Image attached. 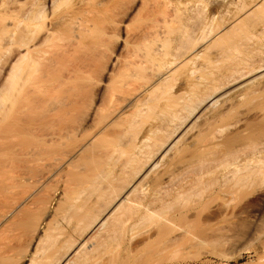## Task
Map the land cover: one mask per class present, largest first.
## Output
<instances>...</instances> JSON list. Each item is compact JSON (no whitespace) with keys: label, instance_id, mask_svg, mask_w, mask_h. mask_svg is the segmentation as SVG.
<instances>
[{"label":"bare ground","instance_id":"bare-ground-1","mask_svg":"<svg viewBox=\"0 0 264 264\" xmlns=\"http://www.w3.org/2000/svg\"><path fill=\"white\" fill-rule=\"evenodd\" d=\"M225 1L0 0V264H86L87 248L103 261L102 248L113 243L120 251L137 232L147 236L143 242L109 249L106 263L209 264L208 255L222 259L249 228L254 217L241 221L234 203L228 213L219 206L205 214L210 196L201 201L216 185V200L233 197L221 199L229 208L241 188L264 182V143L255 138V161L230 169L239 155L230 150L248 135L228 137L235 143L227 138L223 145L232 147L224 153L214 151L221 144L184 141L228 98L216 93L264 76V38L255 40L264 0ZM259 31L264 37V27ZM250 89L240 96L252 100L257 91ZM170 152L185 166L165 181ZM220 167L221 178L210 177ZM194 197L201 201L191 203ZM193 204L196 214L189 215Z\"/></svg>","mask_w":264,"mask_h":264},{"label":"rangeland","instance_id":"rangeland-1","mask_svg":"<svg viewBox=\"0 0 264 264\" xmlns=\"http://www.w3.org/2000/svg\"><path fill=\"white\" fill-rule=\"evenodd\" d=\"M10 1V0H9ZM12 1V0H11ZM227 1H229V0H227ZM227 1H225V2H227ZM212 5H216V3H213ZM256 7V6H255ZM255 9H257L258 10V8H255ZM256 11V10H255ZM261 11V13L260 14H262V10H259L258 12H255L256 14V18L255 19H257L259 16H260V14H259V12ZM258 14V15H257ZM228 16V15H227ZM227 16H225V17H227ZM228 18V17H227ZM256 23V22H255ZM257 24L258 25H262V27H264L263 26V24L261 23V21H259L258 20V23H256V25H255V27L257 26ZM262 27H256L255 29V37H257V38H255V40H257V39H263L264 37L261 35V34H258V32L260 33V29L262 28ZM259 28V29H258ZM258 29V30H257ZM257 34V35H256ZM259 35V36H258ZM211 40V39H210ZM214 40V39H213ZM213 40H211V41H213ZM256 42V41H255ZM206 46V45H205ZM208 49H212L213 50V48H208ZM207 50V49H206ZM213 51H215V49L213 50ZM213 51H211L210 52V50H208V55H210V56H208L207 54V56L208 57H211V55H212V53H213ZM206 53V52H205ZM214 55H215V53H213ZM211 58H213V56L211 57ZM219 63V62H218ZM220 64H222V63H220ZM219 65V64H218ZM261 73H264V71H262ZM260 75V73H257V74H253V75H250L249 77L248 76H246V78H241V80L242 81H240V80H238V81H240V82H237L236 81V83L237 84H235V82H233L234 84H232L231 83V85H229L230 87L228 88V87H226V89L224 88L223 89V91H222V89H221V91H219L218 93H216V98H218V97H220V95L222 94H226V95H228L227 97H225L226 95H224V98H227L228 100H230L229 101V103H228V101H227V99H226V101L224 102V99H221L220 98V100H219V102L220 103H218V105H216L217 107V109L216 108H212L211 110L209 109V112H206L205 113V116H203L202 118H201V120L202 121H197L198 122V125L196 124V127H195V129L193 128L192 129V131H195V132H192V131H190L191 132V135H190V132L188 133V135H189V137H188V135H186L187 136V138H184V141H186V143H189V141H190V144H195L194 143V140H195V142L197 141V143L198 144H200L201 142L204 144V142H205V144L203 145L202 143V145L203 146H208V147H212V146H217V145H219L220 146V144H221V148H217V150H214V151H221L222 150V152L224 151V148H225V151L226 150H229V149H231L230 147H232L233 145L232 144H234L231 140H233V141H235L234 140V138H235V135H237L238 136V134H236L238 131H239V133L242 135H248L247 137L250 139V143H252V147H251V144H249L250 146H246V144H247V141L249 140L247 137H243V135L241 136H239V138H241V137H243L245 140V143H243V142H240V140L238 139V142H240V144H238V142H237V140H236V142L237 143H235L234 144V147L236 146V148L237 149H240V150H237L236 148H234V147H232V149L230 150V152H232V150L234 149V151L232 152V153H234V155H240V159H239V155L237 156L238 158H236V159H238V163H237V160L236 159H232L233 160V162H230L229 164H228V166L230 167L232 164H234V165H232L231 167H230V169L232 168V169H234L233 168V166H237V165H241V167L244 165H246L247 164V162H246V164H244L245 163V161H247V160H249V159H252L253 158V154L251 155V152H250V150H252L253 148H254V145H257L258 143H264V138H262L263 137V135H264V133H263V131L264 130H262V129H264L263 127V123H264V105H263V103L264 102H262V101H264V96H263V94H264V91H261L260 89H262V88H259V84H260V87H263V89L262 90H264V81H261V80H263L264 79V76L262 77V76H259ZM255 76V77H254ZM257 76H259V77H257ZM248 77V78H247ZM255 78L257 79V80H255ZM263 78V79H262ZM248 79V80H247ZM252 79H254V81L252 82L253 84H250V85H248L249 87H247V88H245V87H242V88H240V89H238V91H234L236 88H238V87H240L241 86V84L243 85L245 82H248V81H251ZM256 81V82H255ZM257 81H258V83H257ZM259 81H261V83L259 82ZM263 86H262V85ZM258 85V87H256V89L258 88V90L259 91H257V90H254L255 88L254 87H252V86H257ZM250 86L253 88V89H250ZM245 89V90H244ZM247 89H250V90H254L253 91V93L255 94L256 93V91H257V93L254 95V98L252 99V100H245V99H243L242 97H244L245 95H243V96H240V94L242 95V94H244V92H242L241 90H243V91H245V92H247ZM237 90V89H236ZM240 90V91H239ZM226 91H228V92H226ZM230 91H231V93L233 94V91H234V94L232 95L231 93H230ZM222 92V93H221ZM224 92V93H223ZM240 92V93H239ZM249 92V91H248ZM229 93H230V95H229ZM262 94V96L260 95V94ZM245 94H247V93H245ZM232 95V96H231ZM237 95V96H236ZM230 96V97H229ZM241 99H239V98ZM246 97V96H245ZM215 98V97H214ZM215 98V99H216ZM236 98V100H234V99ZM238 98V99H237ZM234 101H233V100ZM243 99V100H242ZM255 99V100H254ZM222 101V102H221ZM233 101V102H232ZM239 101H244V102H239ZM247 103H246V102ZM238 104V106H237V104ZM253 102V105H251V103ZM259 102V103H258ZM222 103H223V105H222ZM228 105H227V104ZM234 103V104H233ZM241 103V104H240ZM246 103V105L244 106L243 104H245ZM231 104H233V105H235V106H233L232 105V107L231 108H234L235 107V112L236 111H238L239 113H241V116H240V114L238 113V112H236V114L234 113V109H231L229 106H231ZM243 107V108H241V106ZM255 104H256V106H255ZM261 104V105H260ZM219 105H221V107H223V110L221 109V107H218ZM251 105V106H250ZM239 106H240V108H239ZM250 106V107H249ZM253 106H254V109H253ZM261 106V107H260ZM228 107V109H226V111H225V108H227ZM236 107L237 108H239V109H236ZM258 107V108H257ZM230 108V109H229ZM247 108V109H246ZM248 108H249V110H248ZM257 108V109H256ZM215 110L214 112L212 111V110ZM241 109H243V110H241ZM218 110H220V111H218ZM228 110V111H227ZM231 110H232V113L233 114H235L237 117H235L233 114V116L231 115ZM247 110V111H246ZM253 110V111H252ZM261 110V111H260ZM218 111V112H217ZM247 113H246V112ZM214 114H213V113ZM220 112H221V114H220ZM259 112V113H258ZM263 112V113H262ZM225 113V114H224ZM244 113V114H243ZM246 113V114H245ZM255 113V114H254ZM262 115H261V114ZM208 114H213L212 115V117L214 118V120H213V118H211L210 116L211 115H208ZM220 114V115H219ZM225 116H224V115ZM229 114V115H228ZM254 114V115H253ZM208 115V116H207ZM218 115L221 117H218ZM244 115V116H243ZM251 117H249V116ZM257 115H259V116H257ZM232 116V117H231ZM253 116L255 117V119L253 118ZM206 118V119H208V120H206V119H203V118ZM208 117V118H207ZM217 117V119H215ZM223 117V118H222ZM230 117V118H229ZM238 117L240 118V120L238 121H235L236 119H238ZM247 117V118H246ZM248 117H249V120H248ZM257 117V118H256ZM220 118V119H219ZM227 118H229V119H231V120H229V119H227ZM241 118H242V120H241ZM253 118V119H252ZM262 120H261V119ZM245 119V120H244ZM259 119V121H257ZM204 120H205V122H204ZM209 120L211 121V123H209ZM217 120V121H216ZM219 120V121H218ZM228 120V121H227ZM244 120V121H243ZM248 122H247V121ZM251 120V121H250ZM254 120V121H253ZM209 123H207V122ZM216 121V122H215ZM223 121H224V123H223ZM241 121V123H238V122H240ZM254 122L253 123V126H252V123H250V122ZM196 122V123H197ZM202 122V123H201ZM221 122V123H220ZM232 122V123H231ZM233 122H237L235 125H234V123ZM257 122V124H255ZM199 123H200V125H202V126H199ZM216 123V124H215ZM227 123V124H226ZM244 123H248L249 125H251L252 126V130L254 129V126H256V127H259L260 125H261V127H262V129H259L258 130V128L257 129H254L253 131V133H251V131L252 130H250V128H251V126H248V124H244ZM258 123H259V125H258ZM263 125H262V124ZM206 124H208V125H206V128H204V126ZM212 124H215V125H212ZM232 126H231V125ZM238 124V125H237ZM241 124V125H240ZM211 125V126H210ZM217 125L218 126H220V127H217ZM223 125H224V127L225 128H227V129H225L224 127H223ZM227 125H229L228 127H227ZM246 125H247V128H249V130H246L245 131V129H247L246 128ZM210 126V127H209ZM215 126V127H214ZM231 126V127H230ZM234 126V127H233ZM245 126V127H244ZM199 127V128H198ZM200 127H202L201 129H200ZM223 127V130L221 129ZM237 127V128H236ZM239 127H242V128H239ZM261 127H259V128H261ZM213 129V131L211 130V129ZM218 130H217V129ZM220 128V129H219ZM200 130V132H199V130ZM208 129H210L209 131H208ZM229 129V130H228ZM236 129V130H235ZM240 129V130H239ZM197 130V131H196ZM221 130V131H220ZM225 130H228V131H225ZM257 130V131H256ZM203 131V132H202ZM210 131H212V132H210ZM217 131H218V133H217ZM222 131H223V133H222ZM250 131V133L249 134H247V132H249ZM262 131V132H261ZM206 132V133H205ZM208 132V133H207ZM213 132L214 133H216V134H214V138H213ZM226 132V133H225ZM228 132V133H227ZM231 132V133H230ZM245 132V133H244ZM197 133V135H195ZM211 133V134H210ZM223 135H222V134ZM255 133V134H254ZM260 133V136L258 135ZM199 134V135H198ZM205 136H204V135ZM235 134V135H234ZM251 134H254V135H251ZM258 136H257V135ZM261 134H263L262 136H261ZM194 135V136H193ZM203 135V136H202ZM209 135H212V137L210 138L209 137ZM217 135V136H216ZM220 137H219V136ZM222 135V136H221ZM250 135H251V138H250ZM185 136V137H186ZM198 136V137H197ZM207 136V137H206ZM215 136H216V139L218 138V140H216L215 139ZM231 136H234L231 140L229 139V138H231ZM236 136V137H237ZM254 136V137H253ZM193 137V138H192ZM204 137V138H203ZM209 137V138H208ZM223 137V138H222ZM229 137V138H228ZM188 138H189V140H188ZM211 141V143H214V141L216 140L217 141V143L215 142L214 144H211V143H209V140ZM213 138V139H212ZM229 139L231 142H230V144L232 145H230V147H229V144L226 142V144L228 145V147H227V145H226V147L223 145V143H225L224 141H226V139ZM238 138V137H237ZM247 138V139H246ZM255 138L257 139V144H256V140H255ZM262 138V139H261ZM204 139L206 140V141H208V142H206V141H204ZM228 139H227V141H228ZM242 139V138H241ZM259 139V140H258ZM201 140H203V141H201ZM220 140V141H219ZM254 140V141H253ZM261 140V141H260ZM200 141V142H199ZM243 141V140H242ZM252 141V142H251ZM218 142H220V143H218ZM255 142V144L253 145V143ZM185 143V142H184ZM208 143V144H207ZM192 144V145H193ZM211 144V145H210ZM215 144H217V145H215ZM243 144V145H242ZM244 144H245V146H244ZM196 145V144H195ZM259 145V144H258ZM263 146V144H260V146ZM201 146V145H200ZM259 146V147H260ZM222 147H223V149H222ZM244 147V149H242ZM245 147H248L249 149H246ZM212 148H214V149H216L215 147H212ZM229 148V149H228ZM251 148V149H250ZM256 149H257V151H258V149L260 150V148H258V146L257 147H255ZM262 148V147H261ZM241 149H242V151H241ZM263 149H264V146H263ZM244 150V151H243ZM247 151V153H246V151ZM262 150V149H261ZM260 150V151H261ZM236 151H238L237 153H236ZM241 151V152H240ZM249 151V152H248ZM227 152V151H226ZM229 152V151H228ZM242 153V152H244V155L243 156H245V157H243L242 156V154H240V153ZM255 152V151H254ZM173 153V154H172ZM170 152L169 154H168V159H167V157H165L166 159V161L165 160H163V161H165V162H163L165 165H163V167L165 166V169H170V171L169 170H167V173L163 176L164 177V179H165V181H167V179H168V176L170 177V175L169 174H171L172 175V173L174 174L175 172H177V171H179L181 168H184V161L182 162H178V161H180V159H178V158H175L176 156L174 155V152ZM220 153V152H219ZM224 153V152H223ZM231 153V154H232ZM245 153H246V155H245ZM248 153H249V156H248ZM253 153V152H252ZM255 154V153H254ZM170 155V156H169ZM234 155H232L233 156V158H234ZM173 156H174V162H173V159H171V157L173 158ZM235 156V157H236ZM243 157V159H242V161H241V158ZM252 157V158H251ZM176 159V160H175ZM231 159V158H230ZM247 159V160H246ZM255 159V158H254ZM169 160H171L172 162H173V164H174V166L173 165H171L170 163H172L171 161H169ZM236 160V161H235ZM177 161V162H176ZM250 161V160H249ZM248 161V163H251V162H254L255 160H251L250 162ZM243 162V164H241ZM166 163H168L167 165H166ZM178 164V165H177ZM181 164V165H180ZM175 166H181V167H179V170L178 169H175L176 167ZM251 166H253V163H252V165ZM167 167V168H166ZM168 167H170V168H168ZM173 167V168H172ZM178 168V167H177ZM222 168V169H221ZM162 169V168H161ZM164 169V168H163ZM162 169V170H163ZM164 169V170H165ZM175 169V170H174ZM164 170L163 171H161L162 173L164 172ZM216 170H217V172H216ZM216 170H214V172H213V175H211L210 177H216V176H218L217 178L218 179H220L221 178V175H222V173L223 172H221L220 173V170L222 171H224V169H223V167H220V169L218 168V169H216ZM226 170H228V168L226 167ZM225 170V171H226ZM166 171V170H165ZM173 171V172H172ZM168 172H170V173H168ZM215 172H216V174H215ZM243 172V171H242ZM156 173H157V171H156ZM156 173L154 172V174H151V176H156ZM178 173V172H177ZM220 173V174H219ZM243 173H245V172H243ZM160 174V173H159ZM167 174H168V176H167ZM218 174V175H217ZM176 175V174H175ZM172 177V176H171ZM209 177V178H210ZM150 178H153V177H150ZM211 178V180H213ZM163 179V180H164ZM171 179V178H170ZM214 179H216V178H214ZM218 179H216V180H218ZM149 181V180H148ZM147 183H149V182H145V184H147ZM259 183V184H258ZM261 183V184H260ZM214 187V186H213ZM212 187V188H213ZM215 187H216V185H215ZM214 187V190L215 191H213V192H211V193H209V192H206V193H209V195H207L206 194V196L203 194V196H202V198H203V200L201 201L200 200V198L199 197H194V198H191V200H190V202L191 203H193L192 202V200H195V199H198L199 198V200H196V202H198V201H201V202H203V201H205V199L207 200L208 198H209V196H210V199H208L209 201H210V205L212 204V202H213V200L216 198V196H217V194H216V191H217V188H215ZM247 187H249V186H246V187H243V189L245 190H243L242 188H241V192L240 193H238L237 194V197L238 198H236V197H234V199L236 200H233V201H228L229 202V208H227V206H228V204H227V206H222L221 204H223L222 203V201H221V196L219 197V199H220V201H219V204H217L218 203V201L215 199V201H214V203L211 205V208H210V206H209V204L206 206V208L207 209H205V214L207 213L208 214V212H212V211H214L215 210V208H216V210L214 211V212H219V210L221 209L220 207H223L224 208V213H225V209H227L226 210V213H228V212H230L229 211V209L232 211V209H231V207L233 206L234 207V204H235V208H233L234 209V212L237 210V212H235V214H236V216H237V218H239V217H241L240 219H241V221H245V223L247 224V225H249L250 224V226H251V222L253 223V225L250 227L249 226V228H247V229H245L246 231H244L242 234H240V237H238V240H236V242L234 243V245L233 246H229V247H227L225 250H224V257L222 258V259H216L212 254H210V255H208V258L210 259V263L209 264H261V259H264L263 257H264V182H262V181H257V182H255V185L254 186H251L250 185V187L247 189ZM252 187H253V189H252ZM254 187H255V189H254ZM247 190V191H246ZM253 190V191H252ZM250 191V192H249ZM252 191V192H251ZM244 192L246 193V194H244ZM247 193H251V194H249V197H247L248 195H247ZM242 194V195H241ZM216 195V196H215ZM220 194H218V196H219ZM222 195V194H221ZM240 195V196H239ZM247 195V196H246ZM254 195V196H253ZM218 196H217V198H218ZM241 196H242V198H241ZM223 197V196H222ZM253 197V198H252ZM214 198V199H213ZM231 198H233V197H231ZM229 196H227V197H225V199L226 200H230L231 199ZM241 198V199H240ZM213 199V200H212ZM224 199V197H223V199L222 200H224L226 203H227V201ZM241 200V202H240V200ZM189 201V200H188ZM208 201V202H209ZM196 202H195V205H196ZM238 202V203H237ZM189 203V202H188ZM188 203H187V205H188ZM226 203H225V205H226ZM234 203V204H233ZM254 203V204H253ZM232 204V205H231ZM236 204H239V205H237L236 206ZM190 205V204H189ZM194 205V204H193ZM193 205H191V206H193ZM195 205H194V207H195ZM215 205V206H214ZM220 206V207H219ZM252 208H251V207ZM209 207V208H208ZM218 207V208H217ZM197 209V207H195L193 210H191V212H190V214L189 215H191V213H192V215L193 214H196V210ZM209 209V210H208ZM214 209V210H213ZM251 209V212H255V214L254 215H252L251 216V212L249 211ZM221 210H223V209H221ZM220 210V211H221ZM241 210V211H240ZM195 212V213H194ZM247 212V213H246ZM249 212V213H248ZM217 213H214V214H217ZM240 214L239 215V217H238V215L237 214ZM246 213V214H245ZM251 213V214H250ZM250 214V216H248ZM120 215V214H119ZM244 215V216H243ZM246 216H247V219H248V217L251 219L252 217H254V219L252 218V220L253 221H251L250 219V222H248V220L246 219ZM124 217V216H123ZM243 219V220H242ZM245 219V220H244ZM249 224H248V223ZM145 226V225H144ZM144 226H142V227H140V228H142L144 231H145V233H148L147 231H146V228L144 227ZM147 227V226H146ZM149 227V226H148ZM140 228H137L138 229V231H140V230H142V229H140ZM251 228V229H250ZM137 229H136V232H137ZM148 229V228H147ZM149 229H151V227L149 228ZM148 229V230H149ZM153 229V228H152ZM250 229V230H249ZM144 231H143V233H144ZM150 232H152V231H149V233ZM149 233L147 234V235H149ZM136 234V233H135ZM137 234H138V236H137ZM137 234H136V236H137V238L136 237H133L134 239H132L131 241H129V240H126L125 242H126V244L125 243H123L122 245H120L121 247H118V249L120 248L121 250V252H123V250H125V248L126 247H132V246H134L133 244L135 243V241H136V243H139L140 244V242L142 243L143 241H141V238H143L142 240H144V237L146 238L147 236H144L143 237V235L144 234H140L139 232H137ZM227 236L229 237L230 236V233L229 232H227ZM135 236V235H134ZM62 238V237H61ZM139 241H137L136 239ZM240 238V239H239ZM96 240V239H95ZM95 240H93L92 241V245L93 246H95L93 243L94 242H96ZM128 242H130L129 244H128ZM132 243V246H129L130 244ZM109 244V243H108ZM91 245V246H92ZM110 245H111V242H110ZM109 245V246H110ZM113 245V246H112ZM112 245L110 246V248H108V245H107V248H108V250L110 249V250H112L113 249V251H115L114 249H116V251H118L117 250V248H115L114 246V244L112 243ZM137 245V244H136ZM88 247H90L91 248V246H90V244L89 245H87ZM92 246V247H93ZM105 246V244L103 245V247ZM87 248V247H86ZM105 248V249H104ZM104 248H102L103 249V252L105 253L106 252V254H107V257L105 256V254L103 253V252H101V254H103L104 255V257L102 258L103 259V261H104V263H103V261H101L100 259H101V255H100V251H98L97 253L95 252V251H93L94 253H95V255H96V257L98 256V254H99V256H101V257H97V258H100L99 260L97 259V258H95V255H94V257H92V256H90L91 254H92V252L90 253V252H88L87 251V249L90 251V249L89 248H87V249H85V252L86 253H88V258H90V260L88 259V263H86L87 262V260H85V261H82V262H85L86 264H98V262H99V264H108L109 263V261H108V259H109V257H108V255L109 256H111L110 255V250L108 251L107 250V248L106 247H104ZM130 249V248H129ZM92 250V249H91ZM101 250V249H100ZM109 253H108V252ZM112 251V252H113ZM120 251H118V252H120ZM85 252H84V254H85ZM111 252V253H112ZM90 253V254H89ZM90 256V257H89ZM82 257H83V255H82ZM86 257H87V254H86ZM91 257L94 259H91ZM262 257V258H261ZM260 258V259H259ZM83 259V258H82ZM97 259V263L95 262V260ZM143 259V258H142ZM94 261V262H92V261ZM108 261V263H106L107 261ZM144 260V259H143ZM260 260V261H259ZM100 261H101V263H100ZM192 260H187V262H189V264H197L194 260H193V262L192 263H190ZM21 263L23 262V261H20ZM25 262V261H24ZM23 262V263H24ZM81 261H79V260H77V263H76V261H75V264H81L80 263ZM185 263H182V264H188L186 261H184ZM20 264V263H19ZM27 264V263H26ZM262 264H264V261H263V263Z\"/></svg>","mask_w":264,"mask_h":264}]
</instances>
